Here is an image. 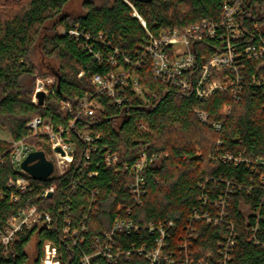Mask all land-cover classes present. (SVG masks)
<instances>
[{"label":"trees","instance_id":"16d2710c","mask_svg":"<svg viewBox=\"0 0 264 264\" xmlns=\"http://www.w3.org/2000/svg\"><path fill=\"white\" fill-rule=\"evenodd\" d=\"M72 1L8 0L0 9V128L10 133L11 139H26L41 150L49 146L48 138L31 136L27 123L35 116L46 123H66L62 102H75L78 96L93 91L92 77L115 68L84 50V35L77 40L60 33L58 26H79L82 32H90L95 50L105 55L118 47L136 58L149 39L125 0H107L100 5L83 0L84 10L76 16L68 11ZM130 1L155 35L203 19L219 21L224 2ZM238 19L243 33L235 44L243 50L247 44L258 43L259 34L264 37V0H243ZM100 33L106 50L97 40ZM224 49L219 36L192 43L196 66L190 74L189 90L155 79L147 63L135 69L143 96L128 87L124 91L128 100L118 105L107 95H99L103 107L93 116L80 118L72 130L76 148L62 175L38 179L15 170L8 151L10 142L0 139V191L4 192L0 197V228L27 204L49 211L52 217L47 225L38 223L20 232L8 253L0 247V264H41L47 242L58 248L60 264H81L82 254L105 246V232L117 219L131 220L141 228L138 233L114 232L110 250L120 251L119 256L110 262L105 254H97L92 264H148L144 255L134 250L144 244L154 246L160 236L158 227L167 221L174 222L165 247L173 264H220L225 260L223 250L229 237L236 243L226 264H264V164L254 163L257 157L264 160V60L243 56L244 88L239 99L232 97L230 89L209 99H200L194 92L204 61ZM35 52L41 55L40 67L33 60ZM44 73L56 80L53 92L40 105L33 102V94L37 79ZM223 75L213 72L217 79ZM197 111H205L208 122L202 121ZM215 123H222V128L216 129ZM84 130L97 136V148L89 158L87 145L78 136ZM141 151L156 159L143 171L145 192L137 203L129 183L134 174L132 165ZM107 152L117 154L119 164L129 169L116 171L106 166ZM226 153L250 161H224ZM19 176L28 177L33 188L20 201L12 202L6 183ZM52 184L55 191L41 196ZM221 197L224 206L219 203ZM204 215L210 216L211 222ZM33 239L34 247L29 251ZM126 251H132L130 258Z\"/></svg>","mask_w":264,"mask_h":264},{"label":"built area","instance_id":"2783aa9c","mask_svg":"<svg viewBox=\"0 0 264 264\" xmlns=\"http://www.w3.org/2000/svg\"><path fill=\"white\" fill-rule=\"evenodd\" d=\"M133 9V15L141 21L146 28L149 39L147 43L143 44L138 50L136 58L122 53L118 47L112 48L107 55L101 50H95V43L91 42L93 36L90 32H82L79 26L69 29L64 28L62 34H69L71 37L79 40L80 36L84 35L86 42L81 43L85 51L93 54V57L99 62H106L114 69L107 71L105 74H95L92 77L93 91L85 92L78 96L75 102L65 100L62 102V110L67 116V122H60L55 125L52 122H45L41 116H35L27 123L30 129L31 136H46L48 138L49 146L53 151L52 157L47 158L53 162L60 169L59 174L62 175L70 166L76 143L72 137V130L76 122L84 116H93L101 109L102 103L100 96L102 94L110 97L116 104L122 105L128 99L124 95L125 89L131 88L136 94L143 96V89L139 83L138 76L135 73L136 68L150 63L153 77L175 87L186 91L192 87L191 73L196 66V57L191 50V45L194 41L202 40L206 37L219 36L225 49L219 53L214 54L209 60L204 61L203 72L194 86V92L200 99H209L217 93L224 92L230 89L231 95L234 99H239L243 93V75L241 74L244 68L243 56L255 61L264 60V37L260 35L258 43L247 44L243 50H240L235 42L238 41L243 33L238 15L241 9L243 0H224L222 5V17L219 21L211 19H203L196 24H192L183 29L166 28L161 30L157 35L152 34L147 29V24L144 18L139 14L135 5L130 0H125ZM106 50V42L103 34L100 33L97 39ZM111 47V45L109 44ZM126 66H129L126 68ZM224 73L222 79L214 78L213 72ZM83 72L80 73V76ZM56 78L44 79L38 78L36 81L35 91L33 94V102L38 103L37 92L40 90L45 93L53 92V84ZM51 86V87H49ZM49 89V90H47ZM49 91V92H47ZM231 109L230 106L225 108L226 111ZM202 121L208 122V114L205 111H197ZM216 129L222 128V123L213 124ZM78 136L86 143V157L89 158L91 151L96 150L97 146L94 144L97 136L92 135L89 131H79ZM10 147L8 151L11 153V161L15 170L27 173L21 166L23 160L34 150H40L34 145L30 144L26 139H9ZM59 146L62 151H56L55 148ZM154 155H148L146 151L139 153V158L134 165H132L133 179L129 183V188L137 203L141 202V197L145 192L144 189V169L155 161ZM224 161H250L241 155L234 156L230 153L223 155ZM1 161V159H0ZM106 166H112L116 171H127L128 165L122 166L119 164V156L115 153L107 152L105 155ZM255 164H264L261 157H257ZM28 174V173H27ZM96 174V173H94ZM30 175V174H29ZM48 177V178H49ZM9 190V197L12 202L21 200L23 194L31 191L32 181L25 176L10 177L6 183ZM56 189V185L52 184L46 188L41 196L48 197ZM0 191V197L3 196ZM219 203L224 206L225 199L220 198ZM224 211L220 213L223 215ZM198 217V215H196ZM209 222L210 216L204 215ZM51 214L49 211L41 210L36 205L27 204L16 213L11 215L6 223L0 228V247L4 253H8L18 234L27 228H31L38 223L47 225L51 223ZM174 226L173 221H167L166 224H160L158 230L160 236L156 238L155 245L147 247L146 244L134 250L139 254L144 255L148 260V264H173L174 260L170 255L165 253L167 246L166 239L169 237V228ZM141 226L135 224L131 220L117 219L113 228L109 232H105L107 238L104 247H97L93 253H84L81 257V264H92V258L97 254H105L110 262H113L115 256H119L120 251L113 253L110 245L113 242L112 235L116 231L126 230L130 232L134 230L139 232ZM148 228L152 231L153 224ZM70 232V222L65 229V234L68 237ZM77 234V230L73 231ZM236 241L233 237H229L225 242L224 259L229 256V252L233 249ZM132 251H126L125 254L130 258ZM221 260L220 264H226V261ZM41 264H60L58 260V248L52 243L47 242L44 245V257Z\"/></svg>","mask_w":264,"mask_h":264},{"label":"water","instance_id":"95a60500","mask_svg":"<svg viewBox=\"0 0 264 264\" xmlns=\"http://www.w3.org/2000/svg\"><path fill=\"white\" fill-rule=\"evenodd\" d=\"M141 2H149L151 0H136ZM46 93L43 90L37 92L38 103L42 105L45 101ZM56 151H62L61 147L57 146ZM64 154V151H62ZM22 168L31 176L38 179H47L54 171L53 162L47 158L44 150L32 151L22 162Z\"/></svg>","mask_w":264,"mask_h":264},{"label":"rangeland","instance_id":"374dc122","mask_svg":"<svg viewBox=\"0 0 264 264\" xmlns=\"http://www.w3.org/2000/svg\"><path fill=\"white\" fill-rule=\"evenodd\" d=\"M7 1H8V0H0V9H1V6H2V5L4 6L5 2H7ZM92 1H94V3L100 5V4H103L104 2H106L107 0H92ZM82 2H83V0H73V1L70 3V6H69L68 11L71 12V14H72L73 16L78 15L80 12H82V11L84 10L83 5H82ZM13 6H14V8L16 7V5H13V4H12V7H13ZM63 29H64V26H62V25L58 26V31H59L60 33H62ZM41 59H42V58H41V55L38 54V52H35V55L33 56V60H34L35 62H37V64H38L39 67L41 66V65H40V61H41ZM53 62H54V60H53ZM47 63H48V62H46V64H47ZM51 64H53V63L51 62ZM53 77H55V76L50 75V74H47V73H44V74H43L42 76H40L39 78L50 79V78H53ZM49 87H51V86H49ZM47 90H49V89H47ZM47 92H49V91H47ZM48 94H49V93H46L45 99H46V97L48 96ZM0 139H3V140H9V139H11V135H10V133H9L6 129H4V128H0ZM43 150L46 152V154L48 155V157H52V155H53V151H52V149H51L49 146H45V147L43 148ZM54 173H55V174H59V173H60V169H59L56 165H55ZM34 241H35V240L33 239V241L30 243V245H29V247H28V250H29V251H32V250H33V247H34Z\"/></svg>","mask_w":264,"mask_h":264}]
</instances>
